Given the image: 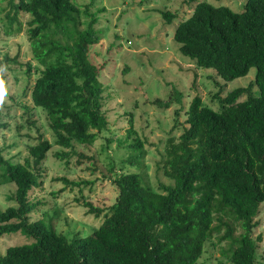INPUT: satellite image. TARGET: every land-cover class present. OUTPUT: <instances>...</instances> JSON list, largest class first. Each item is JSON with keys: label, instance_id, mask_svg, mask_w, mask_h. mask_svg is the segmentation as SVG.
I'll return each mask as SVG.
<instances>
[{"label": "trees", "instance_id": "16d2710c", "mask_svg": "<svg viewBox=\"0 0 264 264\" xmlns=\"http://www.w3.org/2000/svg\"><path fill=\"white\" fill-rule=\"evenodd\" d=\"M184 2L194 5L173 31L179 53L196 67L213 69L224 82L254 68L252 83L217 97L219 110L203 104L198 95L189 100L186 126L176 138H166L161 154L169 183L155 189L140 173L115 171L109 164L116 196L100 224L85 236L67 239L42 218L30 220L36 206L30 192L51 147L47 139L30 145L22 163L0 154V185H14L9 196L14 204L0 210V236L19 232L31 238L5 248L0 264H196L220 225L223 231L216 240L227 241V261L254 263L261 236L253 238L251 232L264 203V0H244L239 11L205 0ZM12 7L29 16V45L38 73L29 97L44 112L53 144L60 147L54 154L65 160L81 156L75 145H91L107 130L98 68L88 58L97 39L92 29L96 19L81 28L79 7L71 0H16ZM159 13L165 24L174 17L167 10ZM180 99L174 90L167 99L150 103L168 108ZM124 140L129 152L120 163L136 166L145 148L130 120ZM55 179L78 185L63 176ZM81 205L95 217L101 212L88 201Z\"/></svg>", "mask_w": 264, "mask_h": 264}, {"label": "rangeland", "instance_id": "374dc122", "mask_svg": "<svg viewBox=\"0 0 264 264\" xmlns=\"http://www.w3.org/2000/svg\"><path fill=\"white\" fill-rule=\"evenodd\" d=\"M15 1L0 0V80L3 81L0 154L12 162L22 163L30 145L41 138L51 143L41 164L39 183L30 192L36 202L30 220L42 218L46 225L50 224L67 239L89 234L114 202L116 188L111 174L107 173L109 164L115 171L140 173L155 189L158 183H169L161 170V154L166 138H176L186 126L184 110L189 100L198 95L203 104L219 110L217 97L252 83L254 68L244 76L224 82L213 69L196 67L179 53L172 39L173 31L190 15L194 3L187 4L184 0H71L79 7L81 28H87L91 17L96 19L92 29L97 39L88 48V58L98 68L97 80L102 87L100 109L107 121V130L98 134L91 145H75V151L81 156L73 154L67 160L58 158L54 153L60 151V147L53 144L45 114L32 105L29 97L38 73L33 67L35 60L29 45V16L12 7ZM205 1L214 6L225 5L233 11H239L244 2ZM165 10L174 14L169 24L163 22L159 13ZM16 27L20 28L17 32ZM6 29L12 32L6 34ZM28 62L32 65L29 69ZM174 90L181 93L180 103H172L168 108L150 103L155 98L167 99ZM251 92H255L254 86ZM244 98L243 94L238 100ZM129 120L145 148L144 157L136 166L120 163L129 152L124 148ZM106 138L110 141L105 142ZM61 176L78 185L55 179ZM13 189L12 183L0 185V210L14 204L9 199ZM84 200L101 208L99 216L86 212L81 205ZM263 218L264 203H261L254 218L258 224L251 232L253 238L261 236L256 242L253 264H264ZM222 231L220 225L219 232H214L204 243L196 264H230L224 254L227 241L216 240ZM30 241V237L19 232L3 234L0 254L9 246Z\"/></svg>", "mask_w": 264, "mask_h": 264}, {"label": "clouds", "instance_id": "9594fccd", "mask_svg": "<svg viewBox=\"0 0 264 264\" xmlns=\"http://www.w3.org/2000/svg\"><path fill=\"white\" fill-rule=\"evenodd\" d=\"M0 93H3V81L0 80Z\"/></svg>", "mask_w": 264, "mask_h": 264}]
</instances>
